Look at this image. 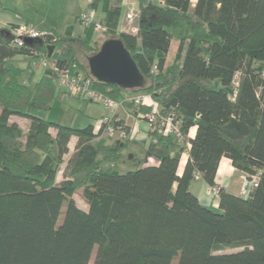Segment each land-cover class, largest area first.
<instances>
[{
  "label": "trees",
  "instance_id": "trees-1",
  "mask_svg": "<svg viewBox=\"0 0 264 264\" xmlns=\"http://www.w3.org/2000/svg\"><path fill=\"white\" fill-rule=\"evenodd\" d=\"M138 1L136 34L116 30L119 7L108 0L98 20L100 33L121 41L136 63L142 79L133 88L90 73L88 58L100 48L93 24L77 38L69 27L22 46L11 42L15 25L0 27V264H89L94 248L91 264H264V0H197L193 8L190 0ZM49 45L57 68L75 66L113 100L127 90L152 95L159 111L146 159L157 164L145 159L121 172L128 138L109 142L104 125L69 126L37 114L54 96L56 73L44 67L31 85V63L23 69L6 60L41 58ZM78 55L88 56L86 65ZM122 105L135 116L150 110ZM12 116L29 120L25 132ZM169 116L180 137L158 130ZM222 157L247 180L256 176L245 195L217 183ZM196 177L217 188L218 208L190 190Z\"/></svg>",
  "mask_w": 264,
  "mask_h": 264
},
{
  "label": "rangeland",
  "instance_id": "rangeland-1",
  "mask_svg": "<svg viewBox=\"0 0 264 264\" xmlns=\"http://www.w3.org/2000/svg\"><path fill=\"white\" fill-rule=\"evenodd\" d=\"M2 2L6 6H18V12H20L23 16L30 20V22H32V24L34 25L39 24L42 19L45 20L46 23L42 25L43 28L45 26H49V23L52 24V22L47 19L46 15L51 19H56L59 23L56 27L58 34H63L65 30L69 27L74 28L77 26L76 24L72 23L73 17L71 16V12L79 6L80 0H2ZM134 11H138L139 15V9ZM78 17L79 15L77 16V19ZM93 35L94 37L99 35L97 38L95 37L98 40L96 46H101L107 38V35L101 34L100 32L93 33ZM175 52L176 49L171 50L169 59L167 61L168 63H171L173 61ZM82 53L87 54V51L83 48ZM78 57L84 65L87 64V55H78ZM29 61L32 65V68L34 69V74L30 81V84L32 85L43 74L44 69L41 65H39L41 58H33L30 60L28 57H26V55H15L11 58V62L13 64L23 68L27 67ZM70 68V70H72V67ZM73 68L76 67L74 66ZM55 82L56 87L53 98L47 104H43L42 107L37 110L38 115L43 116L53 122L77 127L85 126L88 123L98 124L100 121L107 117L108 114L102 102L89 101L82 99L76 95L69 94L65 92V88L58 82V80H55ZM129 94H133V92L131 93L129 92V90L122 91L114 100L119 103L125 96H129ZM11 120L17 122L23 132L27 130L29 124V120L27 118H23L20 116H12ZM115 139H117V137H115ZM114 143H117V141ZM131 144L132 146L130 145V148L133 147L135 149V153L129 152V154L127 155L123 154L121 159L117 162V168L121 172L133 169L139 163V161H142L143 163L145 160L147 144L144 141H133ZM73 149V144L71 143L69 153L65 155L64 162L61 165V170L64 168L66 158L72 153ZM185 155L186 152L183 154L181 160L185 159ZM181 166H183V164H181L180 167ZM58 176L61 177V172L58 173ZM242 177L241 180L243 182ZM198 182L199 180L192 181L190 190L193 191L194 187L197 186ZM244 190L245 192H247L248 187H245ZM73 198L78 207L84 210L87 209V204L82 198L80 192H76L73 195ZM64 208L65 206L63 205L62 213H60V216L58 217L59 222L62 219ZM233 250L235 249L226 248L222 251L229 252ZM95 251L96 248L92 250L89 264H91L93 261Z\"/></svg>",
  "mask_w": 264,
  "mask_h": 264
},
{
  "label": "crops",
  "instance_id": "crops-1",
  "mask_svg": "<svg viewBox=\"0 0 264 264\" xmlns=\"http://www.w3.org/2000/svg\"><path fill=\"white\" fill-rule=\"evenodd\" d=\"M104 1L105 0H80L79 6L71 12V16L73 17L72 23L77 25L76 27H74L75 29L73 27L70 28L69 36L71 38H77L80 35H82L84 32V27L81 26L76 21L77 16L80 15L81 13L88 11L90 13V15L92 16V18L95 20H100L104 17V15H105L104 10H103ZM108 1H109L110 6H118L119 7V16H118L116 30L121 31V24H123V22H124L125 14L132 11V10L139 9V1L138 0H108ZM158 1H160V0H157V2ZM196 1L197 0H190V7L191 8L194 7ZM18 8H19L18 6H15V7L6 6L5 4H3L2 0H0V27L1 28H8V27L10 28L11 25H17L19 23H28L40 31H43V32L52 31L53 33H58L56 27L59 23L56 19H51L46 15L47 19H49V21H51L52 24L49 23V26H45L43 28L42 25H44L46 23L45 20L42 19V21H40L39 24L34 25V24H32V22H30V20H28L25 16H23L20 12H18ZM61 13H63V12H61ZM66 30H65V32H66ZM98 36H95V37L97 38ZM106 40L107 39H105V41ZM177 46H178V41L173 39L171 41V44H170L169 53L167 55V61L169 59V55H170L171 50L177 49ZM26 57H28L31 60L30 56L26 55ZM11 58H8L6 60V63L7 62L12 63ZM28 63H30V61ZM21 68H23V67H21ZM43 69L45 70L44 67H43ZM72 69H76V68H72ZM44 70H43V73H44ZM24 78H25V76H24ZM106 111L108 114L107 117H111L114 120H122L129 128V132H130V135L128 137L129 141L127 143V146L123 150L124 155L129 154V152L135 153V149L133 147L130 148V145L132 146L131 143L133 141H139V142L144 141L147 144V147L153 141L152 137L149 134L150 127H149L148 123L145 120L139 118V116L133 115L132 112L130 110L126 109L122 104L119 105L117 108L112 109V110L106 109ZM95 125L96 124L94 123V126ZM192 128H194L193 135L190 134V130ZM52 129L53 128H50L49 131L52 135H54L55 130L53 129V131H52ZM195 129H196L195 126H192L189 128V131H188L189 137L194 136ZM76 140L77 139L75 136L71 137V139L68 143L69 150H70V144L71 143L73 144V148H74ZM108 141L114 143L116 141H119V139L118 138L115 139L113 137H110V138H108ZM73 151H74V149H73ZM73 151H72V153H73ZM68 153H69V151H68ZM186 157H187V154L185 155V159L182 162L180 161V163H179V168H180L179 173L182 170V166L180 167V165L184 164ZM145 159H146V155H145ZM146 163L147 164H157V161L155 159H153L152 157H147ZM235 176H237V177H235ZM242 176H244V174H242L236 168H234L231 165L230 160L228 158H226V157L221 158L219 165H218L217 173H216V181L219 185H222L231 191L238 192L239 194H241L240 189H241V184H242L241 183L242 182V180H241ZM194 180H199V182H198L197 186L194 187L193 191L192 190L191 191L198 197L199 201L203 205L209 206L211 208H214V209L218 208V195L215 192H212L210 187L200 177H196ZM191 184H192V182L190 183V186H191Z\"/></svg>",
  "mask_w": 264,
  "mask_h": 264
},
{
  "label": "built area",
  "instance_id": "built-area-1",
  "mask_svg": "<svg viewBox=\"0 0 264 264\" xmlns=\"http://www.w3.org/2000/svg\"><path fill=\"white\" fill-rule=\"evenodd\" d=\"M137 18L138 11L135 12L132 10L126 13L125 20L123 24H121V31L136 34L138 32ZM76 21L83 27L93 24V28L96 32H100L103 29L98 20H94L88 11L81 13ZM10 29L12 36L11 42L17 46L24 45L25 38H40L45 34V32L36 29L28 23H19ZM39 64L45 68H51L56 73L58 82L65 88V92L69 94L76 95L85 100L102 102L105 108L110 110L115 109L122 104V101L117 103L112 98L104 95L101 91L94 88L91 77L86 76L82 70H70L69 68L59 69L56 67L54 62H51L48 55L42 56ZM237 84L238 74L234 78L233 86L235 87ZM129 96H125L123 100L129 101L133 104L145 105L149 107L150 110L148 113L144 116L139 115V117L148 123L150 129L155 127V125L153 127L152 125L156 122L159 106L153 99L152 95L148 92H134L133 94H129ZM114 121L117 122V120ZM101 125H104L102 135L117 137L118 139H126L130 135V132L125 128L127 125L124 122L113 124L111 117L104 118L95 125L94 129L99 130ZM179 127V122L173 121L172 117L169 116L161 119L158 130L180 137ZM255 180V176H253L250 181L243 176V182L240 189L242 195L247 193L244 190L245 187H248L249 184H253ZM211 190L217 194V188H212Z\"/></svg>",
  "mask_w": 264,
  "mask_h": 264
},
{
  "label": "water",
  "instance_id": "water-1",
  "mask_svg": "<svg viewBox=\"0 0 264 264\" xmlns=\"http://www.w3.org/2000/svg\"><path fill=\"white\" fill-rule=\"evenodd\" d=\"M30 41L31 38H25L26 43ZM52 49L53 45H49L48 56L51 55ZM88 67L90 73L101 82L115 83L127 88L137 86L142 79L128 50L121 41L115 39L106 40L99 50L88 58Z\"/></svg>",
  "mask_w": 264,
  "mask_h": 264
},
{
  "label": "bare ground",
  "instance_id": "bare-ground-1",
  "mask_svg": "<svg viewBox=\"0 0 264 264\" xmlns=\"http://www.w3.org/2000/svg\"><path fill=\"white\" fill-rule=\"evenodd\" d=\"M193 133H194V128H192L191 130H190V134L191 135H193ZM183 160H181V162H182Z\"/></svg>",
  "mask_w": 264,
  "mask_h": 264
}]
</instances>
